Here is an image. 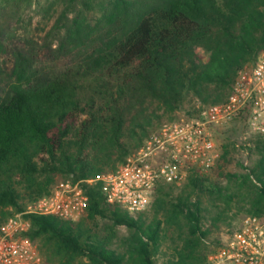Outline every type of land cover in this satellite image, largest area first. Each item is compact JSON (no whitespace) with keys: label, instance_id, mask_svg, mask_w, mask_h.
Masks as SVG:
<instances>
[{"label":"trees","instance_id":"obj_1","mask_svg":"<svg viewBox=\"0 0 264 264\" xmlns=\"http://www.w3.org/2000/svg\"><path fill=\"white\" fill-rule=\"evenodd\" d=\"M73 1L60 6L65 19ZM101 3L94 24L80 13L57 44L52 30L38 42L7 39L8 22L0 26V59L13 55L9 69L0 63V227L57 182L114 170L181 112L225 101L239 69L264 49V0ZM45 54L63 67L49 69ZM216 140L210 173L159 184L148 210L129 213L85 184L79 219L26 215L25 237L49 264H207L206 243L222 246L239 210L264 216V134L251 137L240 176L227 171L234 143Z\"/></svg>","mask_w":264,"mask_h":264},{"label":"built area","instance_id":"obj_2","mask_svg":"<svg viewBox=\"0 0 264 264\" xmlns=\"http://www.w3.org/2000/svg\"><path fill=\"white\" fill-rule=\"evenodd\" d=\"M244 117L251 132L264 134V49L239 69L225 101L163 123L114 170L88 180H61L50 195L10 217L0 227V264H49L25 237L31 228L26 215L79 219L89 204L85 184L98 185L107 202L119 204L129 213L148 210L159 184L181 185L191 173L211 170L220 156L215 129ZM209 262L264 264V216H245L229 239L210 255Z\"/></svg>","mask_w":264,"mask_h":264},{"label":"rangeland","instance_id":"obj_3","mask_svg":"<svg viewBox=\"0 0 264 264\" xmlns=\"http://www.w3.org/2000/svg\"><path fill=\"white\" fill-rule=\"evenodd\" d=\"M61 4H63V0H0V26L8 22V27L6 29L7 39H14V37L16 39L32 38L38 42L41 41V37L52 30L53 32L50 36L57 44L66 28L76 16L80 13H84L87 16L88 22L94 24L95 20L101 15L103 7L101 0H74L66 10L68 19H65L61 14L63 10L60 7ZM200 52L203 54L202 50H200ZM204 58H207L205 54ZM43 59L45 62L47 61L49 69L57 71L63 67L62 62H54L51 61V59L48 61L46 54L43 55ZM11 60H13V55L11 52H8L1 57L0 63L3 67L6 65L9 69L12 65L10 62ZM3 87L4 86L0 84V95L3 92ZM181 115H184V112H181L180 116ZM216 135L219 141H221L222 137H226L234 143V149L230 152V163L227 166V171L232 174H237L238 176L245 174V172H247L245 167L250 164L252 157L249 153V147H251L250 139L255 133L251 132L244 122L233 120L217 127L215 129V136ZM210 171L211 170L205 174L210 173ZM222 182L225 185L226 179H222ZM30 204L31 203L28 205ZM248 214L249 213L245 210H239L238 214L231 218L232 224L230 226H223V231L220 233L222 244L229 239L240 221ZM117 230L121 233L126 232L124 226H118ZM220 245L221 244H217L215 241L206 243L208 252L207 264H210V255L215 252Z\"/></svg>","mask_w":264,"mask_h":264}]
</instances>
